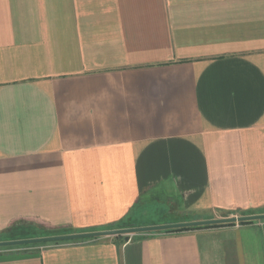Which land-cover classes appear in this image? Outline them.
Wrapping results in <instances>:
<instances>
[{"label": "crops", "instance_id": "crops-1", "mask_svg": "<svg viewBox=\"0 0 264 264\" xmlns=\"http://www.w3.org/2000/svg\"><path fill=\"white\" fill-rule=\"evenodd\" d=\"M136 211L264 213V0H0V241ZM0 264H264V219L2 245Z\"/></svg>", "mask_w": 264, "mask_h": 264}, {"label": "water", "instance_id": "water-1", "mask_svg": "<svg viewBox=\"0 0 264 264\" xmlns=\"http://www.w3.org/2000/svg\"><path fill=\"white\" fill-rule=\"evenodd\" d=\"M258 219H264V213L255 214V215H247V216H239V217H231V218L184 221V222H179V223H161V224L126 227V228L112 229V230L76 232V233H68V234H58V235H48V236H41V237L13 239V240L0 241V246L56 241V240H65V239H76V238H85V237L117 235V234L118 235L119 234H136V233L167 230V229H173V228L189 227V226H195V225L253 221V220H258Z\"/></svg>", "mask_w": 264, "mask_h": 264}, {"label": "rangeland", "instance_id": "rangeland-1", "mask_svg": "<svg viewBox=\"0 0 264 264\" xmlns=\"http://www.w3.org/2000/svg\"><path fill=\"white\" fill-rule=\"evenodd\" d=\"M255 214H257V213H247V212H245V213H240V214H235V215L225 214L224 216H219V217L214 218V219L231 218V217H239V216H247V215H255ZM140 215H141V212L138 213V211H136V215L135 216H129L130 219L127 218V219H125L124 221H122L120 223H117V224H114V225H109L107 227L88 229V230H85V231H82V232L102 231V230H112V229H120V228H126V227H133V226H131L129 224L131 222H135L136 223L135 226H141L142 225V223H141L142 217ZM154 215H155V217L154 218L153 217L151 218L153 220H160V219L163 218V217H161L162 216L161 214H158L157 213V214H154ZM202 220H207V219H202ZM226 223H229V222H226ZM153 224H158V223H153ZM144 225H152V223H147V224H144ZM136 234H119V235L117 234L115 236H119V237L125 239V238H130V237H132V236H134ZM97 237H101V236H97ZM85 238H95V237H85ZM76 239H79V238H76ZM46 242H48V241H46ZM46 242H37V243L42 244V243H46ZM37 243H34V244H37Z\"/></svg>", "mask_w": 264, "mask_h": 264}, {"label": "trees", "instance_id": "trees-1", "mask_svg": "<svg viewBox=\"0 0 264 264\" xmlns=\"http://www.w3.org/2000/svg\"><path fill=\"white\" fill-rule=\"evenodd\" d=\"M130 219V217H128ZM253 221H240L241 224H246V223H251ZM142 225L147 224L141 222ZM236 222H229V223H214V224H206V225H195V226H189V227H182V228H173V229H167L166 231H175V230H187V229H195V228H201V227H211V226H220V225H227V224H235ZM131 226H135V222L129 223ZM16 235H21V236H27V225L24 226H17L15 228ZM67 231V230H65ZM63 233L62 230H48L46 231V235H54V234H60Z\"/></svg>", "mask_w": 264, "mask_h": 264}]
</instances>
